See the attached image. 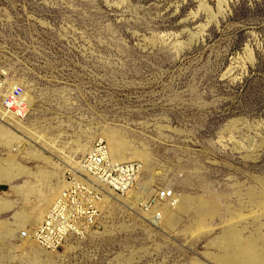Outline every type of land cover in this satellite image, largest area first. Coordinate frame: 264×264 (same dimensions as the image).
Segmentation results:
<instances>
[{"label":"rangeland","instance_id":"obj_1","mask_svg":"<svg viewBox=\"0 0 264 264\" xmlns=\"http://www.w3.org/2000/svg\"><path fill=\"white\" fill-rule=\"evenodd\" d=\"M0 68L29 102L26 118L0 122V159L33 173L0 184V230L34 231L16 215L40 222L82 145L102 140L143 165L145 204L175 196L150 210L115 200L53 258L0 233V264H230L240 246L264 255V0H0ZM182 197L190 210L162 222Z\"/></svg>","mask_w":264,"mask_h":264},{"label":"built area","instance_id":"obj_2","mask_svg":"<svg viewBox=\"0 0 264 264\" xmlns=\"http://www.w3.org/2000/svg\"><path fill=\"white\" fill-rule=\"evenodd\" d=\"M15 82L8 70L0 68V114L7 119L23 120L29 113L27 90L23 84ZM79 162V166L66 169L65 187L33 235L45 249L59 250L98 228L103 220V209L127 197L142 174L140 162L112 159L105 142L95 143ZM174 197L165 189L144 207L150 210Z\"/></svg>","mask_w":264,"mask_h":264},{"label":"bare ground","instance_id":"obj_3","mask_svg":"<svg viewBox=\"0 0 264 264\" xmlns=\"http://www.w3.org/2000/svg\"><path fill=\"white\" fill-rule=\"evenodd\" d=\"M15 83H19V82L16 81ZM7 121L8 122H11V121H15L16 122L18 120L7 119L4 116H1V114H0V122L1 123H5ZM103 141H105V143L107 145V148H108L110 157L112 159H114L115 161L122 162V161H120V160H118V159H116V158L113 157V155L111 153L112 150H110L107 141L106 140H102L100 142H103ZM91 149H92V147L90 148V150ZM90 150H89V148H87L86 145H82V147H81V151H87L88 152ZM114 151L119 156H122L123 155V152L119 148H115ZM41 159H42V157H41ZM139 159L142 160L141 158H139ZM143 162H145V161H143ZM79 164H80V162H75L74 165L75 166H79ZM142 171H143V165H142ZM24 173L26 175H33L32 172H29V171L21 168L20 166H16V167L13 166V164L11 163V161H9L8 159H0V184H9L10 185L16 176H18L19 174H24ZM65 184H66V181H65ZM65 184H64V186H62V188L65 187ZM138 186H140V182L138 183ZM62 188L60 189V191L58 192V194L56 196L52 197L50 200H47V206L44 207V205H43V206H41L39 208L40 209L39 217L42 219L40 222H38L39 220L37 219V216L35 214H33V215L31 214L30 215V214H21V213H18L16 215V219L19 220V222L21 221L24 224H27V223L34 224L35 225L34 231L30 230V231H27L25 233V230H24L25 228H24V225H23L20 228V230H15V231H13V230H8V231L0 230V233H5L6 232L8 234H15V233L20 234L24 238V240L27 242V244L29 245V248H30L31 252H32V254L34 255V257L36 259L39 258L43 254H46V255H48L51 258L53 256V254H55L56 252L58 253L57 250H48V249H45V248L41 247L36 242V240L34 239V236L33 235H34L37 227L40 226V224L43 221V218L45 217V215L48 213V211L52 207L53 203L59 197ZM12 189H15L16 191H18L15 187H12ZM132 196H134L135 198L138 197V194H137V191H136V186L130 191V193L127 195V197H124V198L118 199V200H125V202H128V201L131 200V197ZM177 197H179V196H177ZM262 201H264V200H262ZM141 203H144V201H143L142 198H139V199H137L134 202V204H136V205H140ZM141 205H143V204H141ZM174 206H175L174 209H171V207L170 208H167L164 215H163V212H161V214H159L161 216L160 219H161L162 222L164 221V217H165V219L166 218L172 219L173 216L175 215V213L173 211L175 209H176V211L178 213H186V212H188L190 210V205H189V202H188V198L187 197L180 198L179 201H177V203ZM104 210H105V208L103 209V211ZM151 221H153V223H155V224H158L159 223L156 220L155 217L154 218L152 217ZM227 239H229V242L232 245H237L238 244V240H237L236 234L234 233L233 230H229V232L227 234ZM78 241L79 240H73L72 242H70L68 244H65L63 247L71 246L73 243L78 242ZM236 256H234V255H231L230 256L229 255V256L226 257V260L230 264H264V255H261L259 252L254 251V250H251V249H248V248L243 247V246H240L239 253Z\"/></svg>","mask_w":264,"mask_h":264},{"label":"trees","instance_id":"obj_4","mask_svg":"<svg viewBox=\"0 0 264 264\" xmlns=\"http://www.w3.org/2000/svg\"><path fill=\"white\" fill-rule=\"evenodd\" d=\"M5 189V187L4 186H0V190H4Z\"/></svg>","mask_w":264,"mask_h":264}]
</instances>
